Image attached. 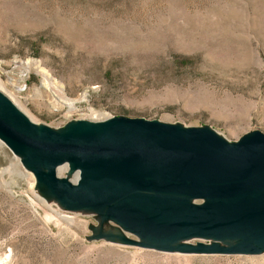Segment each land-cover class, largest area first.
<instances>
[{
  "label": "rangeland",
  "instance_id": "obj_1",
  "mask_svg": "<svg viewBox=\"0 0 264 264\" xmlns=\"http://www.w3.org/2000/svg\"><path fill=\"white\" fill-rule=\"evenodd\" d=\"M0 89L54 130L124 118L237 144L264 134V0H0ZM23 167L0 144L3 264H264V250L225 252L247 238L221 230L202 199L179 206L198 231L176 246L193 251L162 249L53 203Z\"/></svg>",
  "mask_w": 264,
  "mask_h": 264
},
{
  "label": "water",
  "instance_id": "obj_2",
  "mask_svg": "<svg viewBox=\"0 0 264 264\" xmlns=\"http://www.w3.org/2000/svg\"><path fill=\"white\" fill-rule=\"evenodd\" d=\"M108 122H116L119 126L117 128H136L142 133L136 134L135 140L132 141L134 143L133 147L109 149L73 144L54 146L40 142L36 138L16 129L1 116L0 133L26 148H41L43 150L60 148L70 153L86 155L89 157L88 160L91 159V155L112 156L118 162L110 164L117 169H122L126 165L124 161L132 160L164 165L170 176L169 181L146 183L143 180L144 177L141 176L131 178V181L127 184L129 189L134 188L135 190L144 191L147 188H153L157 193H164L165 197L169 195L183 196L185 198L184 202L170 204L163 196L158 197L155 202L162 204L159 207L162 212L160 220H154L145 211L128 204H122L116 207L115 210L109 209L107 212L108 216L121 225L124 230L139 238V241H132L133 243H143L144 240L152 239L174 238L184 233L189 238L192 233L197 232L198 227L188 223L187 220L192 217L191 211L179 207L182 203H190L187 201L186 197H188V199L193 198L194 200L202 199L204 202L205 200H227L231 202L232 205H225L222 208L216 206L213 202H207L201 208L206 217L212 218V220L214 217L219 216L217 217L219 219H214L213 222H216L215 224L221 223L219 225L221 230H225L226 233L235 230L247 238L243 243L227 249L225 252L254 254L262 251L261 247L264 249L263 241L255 239V235L264 229V199L261 198L262 202L256 204V202H259L257 200L260 197H253L250 194L254 189L252 185L249 188L248 185L244 184L246 179L264 175V134L256 132L239 143L229 146L223 145L215 135L203 133L201 128H192L184 136L178 134L170 124L124 118H113ZM146 130H149L155 136H163L159 146L147 145L150 136L146 134ZM190 171L195 172L197 176L194 180L192 175L187 174ZM256 187L264 188V181ZM241 192L250 195L240 197ZM103 194L104 196L91 197L90 200L95 203L96 200H105L111 196V193L108 192ZM234 201L235 203H233ZM164 206L172 210L170 214L173 217L168 216L167 212L164 211ZM234 209L237 212L244 211L229 216ZM219 214L221 216L224 214V216L220 218Z\"/></svg>",
  "mask_w": 264,
  "mask_h": 264
},
{
  "label": "bare ground",
  "instance_id": "obj_3",
  "mask_svg": "<svg viewBox=\"0 0 264 264\" xmlns=\"http://www.w3.org/2000/svg\"><path fill=\"white\" fill-rule=\"evenodd\" d=\"M0 116L16 129L36 138L40 142L49 143L54 146L73 144L109 149L133 147L134 143L132 141L135 140L136 134L142 133L136 130V128H117L119 126H117L118 124H116V122H108L113 118L88 123L80 120L74 123L71 122L63 130H54L48 126L37 125L30 121L17 105L12 103V101L2 93H0ZM171 126L178 134L184 136L192 129L182 128L172 124ZM201 129L203 133L215 135L223 145H233L226 142V140L221 138L214 131L206 128ZM150 133L149 130H146V134L150 136V141H148L147 145L153 147L159 146L163 140V136H155V134ZM0 144L5 145L12 151V154L16 157L18 156L25 169L31 171L39 185L45 188L46 194L53 200V203L57 202L61 207L70 211H93L94 214L97 212L104 220L116 223L108 216V210H115L116 207L122 204H128L145 211L154 220H160L162 212L159 207H161L162 204L155 202V200H158V197L163 196L170 204H179L182 201L184 202L185 199L183 196L178 197L169 195V198L165 197L164 193H157L153 188H147V190L144 191L135 190L134 188L131 190L129 189L127 184L131 181V178H139L142 176L146 183H153V181H156L154 183L169 181L170 176L165 170L164 165L132 160L124 161L126 165L123 166L122 169H117L110 164L118 162L117 159H114L112 156L91 155V159L88 160L89 157L86 155L70 153L60 148H55L53 150L26 148L20 146L1 133ZM62 172H67L69 174L68 178H64L66 176H62ZM187 174L192 175L193 180L197 177L195 172L192 171ZM189 180L192 181L191 179ZM262 181H264V175L244 180L245 185H248L249 188L252 185L254 188L250 194L253 197H260V199L257 200L259 202H256V204L262 202L261 198L264 199V188L256 187ZM104 192L111 193V196L105 200H96L95 203L90 200L91 197H97L98 195L104 196ZM240 194V197L250 195L245 192H241ZM35 197L42 204H47V201L38 194H35ZM186 198L190 203L194 202L193 198ZM207 202H213L216 206L221 208L225 205H232L231 202L227 200H205V203ZM233 203H235V201ZM57 206L58 205H56V208ZM116 225L124 231L121 225L117 223ZM181 240H188L185 233L175 236L174 238L163 240L152 239L142 242L154 245V247L157 248L172 249L180 252H192L193 249L190 245L176 246L178 241ZM261 250L264 249L261 247ZM2 262L3 261H1L0 264H3Z\"/></svg>",
  "mask_w": 264,
  "mask_h": 264
}]
</instances>
